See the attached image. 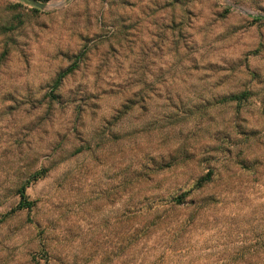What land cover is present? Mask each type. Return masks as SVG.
<instances>
[{"label":"rangeland","instance_id":"1","mask_svg":"<svg viewBox=\"0 0 264 264\" xmlns=\"http://www.w3.org/2000/svg\"><path fill=\"white\" fill-rule=\"evenodd\" d=\"M62 1L0 0V264H264V0Z\"/></svg>","mask_w":264,"mask_h":264},{"label":"trees","instance_id":"2","mask_svg":"<svg viewBox=\"0 0 264 264\" xmlns=\"http://www.w3.org/2000/svg\"><path fill=\"white\" fill-rule=\"evenodd\" d=\"M40 3H44L47 2V0H37ZM252 19L256 22L262 21V17L260 16H253ZM71 73V70H66L64 72H62L56 82H55V88L57 89L62 82L64 81V79ZM251 92L246 91L243 92L241 94L238 95H231L227 98H225V101L227 102H231V103H238L241 104L244 101H247L250 96H251ZM47 175V170H42V171H38L34 174H32L29 179L21 186V188L18 190V193L20 195V201L17 205V207L15 208V211H25V210H32L35 208L36 206V202L31 201L30 198L27 196V190L34 184H36L37 182H39L40 180L44 179ZM212 182V178H211V174L209 173L206 177L201 178L198 183L196 184V188H203L204 186L210 184ZM188 196V192L184 193L182 196L178 197V198H174L172 200V203H174L172 205V207H170L168 209V212L170 211H174V208L180 205H183V200ZM186 228V227H185ZM185 228H183L179 234L183 233ZM148 232L150 233V231H147V235ZM40 235V234H39ZM137 237V236H134ZM42 248L43 253H45L46 256H48V252L46 250V244L43 242L42 244ZM246 252V251H245ZM244 252V253H245ZM248 253V252H247Z\"/></svg>","mask_w":264,"mask_h":264},{"label":"water","instance_id":"3","mask_svg":"<svg viewBox=\"0 0 264 264\" xmlns=\"http://www.w3.org/2000/svg\"><path fill=\"white\" fill-rule=\"evenodd\" d=\"M26 1L29 2L30 4L34 5L35 7L39 8V9H45L47 7L45 4L40 3L37 0H26ZM66 1H68V0H63L60 3V5L61 4L63 5Z\"/></svg>","mask_w":264,"mask_h":264}]
</instances>
